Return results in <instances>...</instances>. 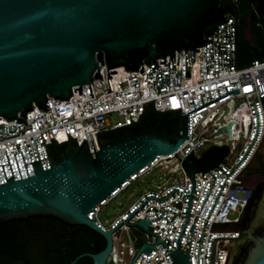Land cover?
<instances>
[{
    "label": "water",
    "instance_id": "water-1",
    "mask_svg": "<svg viewBox=\"0 0 264 264\" xmlns=\"http://www.w3.org/2000/svg\"><path fill=\"white\" fill-rule=\"evenodd\" d=\"M246 1L256 2L253 18L264 16V0ZM233 10L230 0H0V119L3 117L12 123L17 118L21 122L23 119L18 115L24 116L34 102L41 108L45 104L46 110L50 108L48 97L66 99L73 88L75 92L79 89V94H82V85L90 84L93 76L102 78L103 66L107 67L108 80L111 74L117 72L109 71L118 67L137 70L143 63L148 65L158 58H165L159 60V64L166 65V57L175 60V53L182 49L186 58L187 50H194L195 55L198 47L208 43L207 36L216 30L220 22L223 19L222 23L227 21L225 13ZM189 74L186 71V76ZM90 91L93 97L91 86ZM108 91H111L110 85ZM231 92L239 90L227 91L181 118L177 112L172 117H155L146 132L130 133L120 140L101 138L99 150L95 149L91 136L94 152L88 150L86 140L81 146L66 143L69 145L59 158L53 156L50 147L47 154L51 168L44 170L42 164L33 166L35 175L28 174L27 178L18 180L12 175L6 178L7 183L0 184V223L33 216H52L72 226H87L105 239L106 246L98 253L79 254L71 264H77L84 257H90L93 264H107L113 247V232L123 221L113 230H105L90 220L87 214L158 155L171 154L183 144L189 137V113ZM254 107L256 110L255 103ZM232 124L231 121L224 127L229 134ZM258 125L257 114V129ZM228 152V145L212 146L200 157L192 151L181 161L192 180L191 194L184 195L176 189L166 198L148 199L162 201L174 192L188 196V218L192 195L196 190L195 174L219 167ZM256 164V167L250 168L259 169L258 159ZM148 199L127 217L126 222ZM150 221L143 218L127 224L158 236L151 232ZM182 232L175 252L158 236L157 243H164L171 253L169 259L173 264H191L189 248L188 253L179 249ZM225 238L231 240L227 264H264V191L254 217L238 237L213 239L210 264H214L216 241ZM156 244L144 243L133 264L141 252L149 253Z\"/></svg>",
    "mask_w": 264,
    "mask_h": 264
},
{
    "label": "built area",
    "instance_id": "built-area-1",
    "mask_svg": "<svg viewBox=\"0 0 264 264\" xmlns=\"http://www.w3.org/2000/svg\"><path fill=\"white\" fill-rule=\"evenodd\" d=\"M230 2L232 5H238V0ZM224 18L227 21L222 23L223 19L220 22L216 30L207 36L208 43L198 47L199 51H195V55L194 50H187L186 58V52L182 49L175 53V60L167 56L166 65L159 64V60L165 58H158L148 65L143 63L137 70L118 67L109 71L117 72L111 74L108 80L107 67L103 66L102 78L93 76L90 84L82 85V94H79V89L75 92L73 88L66 99L48 97L50 108L46 110L45 104L41 108L34 102L24 116L18 115L23 119L21 122L16 118L9 123L2 117L0 184L7 183L6 178L12 175L15 180L27 178L28 174L35 175L33 166L42 164L44 170L51 168L47 154L50 147L53 149V146L57 145L67 146L68 142L81 146L86 140L85 144L90 152H94L93 143L95 149L99 150L103 134L120 132L140 123L148 107L162 114L177 112L181 118L183 114L211 99L238 88L239 92H231L189 113V137L183 144L171 154L158 155L87 214L90 220L105 230H113L123 221L113 232V247L107 264H133L140 247L144 243L155 245L158 236L175 252L190 203V197L184 195L191 194L193 186L182 162L192 151L196 157H200L212 146L228 145L229 152L219 167L205 173L198 172L194 176L196 190L192 195L188 221L179 244V249L188 253L194 226L188 253L191 264L198 263L201 236L199 264H210L213 239L238 237L243 229L241 224L244 209L251 200V191L246 187L245 175L264 147V60H255L246 67L238 66V20L229 11L225 13ZM186 71L190 73L188 76ZM109 85L111 91H108ZM90 86L93 97L90 96ZM254 103L259 117L258 129ZM231 121L233 124L229 134L224 127ZM179 134H182L181 128ZM39 158L41 162L38 161ZM234 167L236 168L233 170ZM154 169H158L159 173L156 174L161 178L167 173L171 175L157 183V189L143 192L125 211L114 215L113 207L108 212L111 214L108 215L112 218L111 221L104 224L100 219V212L133 182ZM225 172L231 173L227 177ZM176 176H180L181 180L177 181ZM176 189L184 195L174 192L162 201L148 199L166 198ZM145 199L148 200L127 222L135 223L143 218L151 220L149 228L158 236L146 233L139 227H132L126 222L127 217ZM161 216L163 218H159ZM134 230L142 235L131 233ZM125 233L128 234L126 238ZM230 249L229 238L217 240L214 264H227ZM169 258V250L164 243L158 242L149 253L141 252L135 259V264H156L158 261L159 264H173Z\"/></svg>",
    "mask_w": 264,
    "mask_h": 264
},
{
    "label": "flooded vegetation",
    "instance_id": "flooded-vegetation-1",
    "mask_svg": "<svg viewBox=\"0 0 264 264\" xmlns=\"http://www.w3.org/2000/svg\"><path fill=\"white\" fill-rule=\"evenodd\" d=\"M252 3L256 5V2ZM172 115L166 117H172ZM155 117L157 116L147 113L142 119L141 126L149 128ZM123 132L134 134L135 130L126 129L119 133ZM142 132L144 131L137 133ZM52 154L58 158L59 148H53ZM257 159L260 168L250 169L245 175V184L251 191V200L244 209L241 225L247 222L249 224L254 217L258 201L264 191V147L259 151L252 166H257ZM66 224L64 221L52 216H33L1 222L0 264H71L74 258L65 257L67 251L65 234L70 231ZM79 261L77 264H90L88 262L80 263Z\"/></svg>",
    "mask_w": 264,
    "mask_h": 264
},
{
    "label": "trees",
    "instance_id": "trees-1",
    "mask_svg": "<svg viewBox=\"0 0 264 264\" xmlns=\"http://www.w3.org/2000/svg\"><path fill=\"white\" fill-rule=\"evenodd\" d=\"M240 3H241V0H238V5H233L234 10L240 5ZM254 8H255V5L253 8H251V11L249 12L248 16L244 20H241L239 17H237L234 10L232 11V14L238 20V27H239V32H238V66L239 67H246L255 60H264V51L263 50L261 51V49H259L260 53L258 52L256 54H254L252 59H250L249 61H246L245 57L242 54V51L240 50V47H239V36L244 35V29H245L247 21H249L251 23V32H252V36H253V40H254L253 43H255V44L257 43V38H256L257 29L261 28L264 25L261 22V20L259 19V15H257L255 18H253ZM147 113H150L153 116H157L158 118L166 117L170 114H173V113L162 114L160 112L154 111L151 107L147 108V111L144 114V116ZM144 116H143V118H144ZM141 122H142V120H141ZM141 122L136 124V125L131 126L128 129L129 130L134 129L135 130L134 135L138 134L137 132H139V131L140 132L141 131L146 132L148 130V127L143 128L141 126ZM128 134H129L128 132H123V133L110 132V133L103 134L102 137L103 138H111L114 140H120ZM55 147L59 148L60 154L66 148L65 145L53 146V148H55ZM60 154H59V156H60ZM59 156H58V158H59ZM66 225L68 226L70 231H67L65 234L66 235L65 247H67L65 257L75 258L79 254H82V253H98L105 248V246H106L105 239L100 234L93 231L89 227H87V226H69V224H66ZM242 227H243V229L247 228L248 222L246 224L242 225ZM79 262L80 263L88 262L90 264H93V261L90 257H84Z\"/></svg>",
    "mask_w": 264,
    "mask_h": 264
},
{
    "label": "rangeland",
    "instance_id": "rangeland-1",
    "mask_svg": "<svg viewBox=\"0 0 264 264\" xmlns=\"http://www.w3.org/2000/svg\"><path fill=\"white\" fill-rule=\"evenodd\" d=\"M253 7L254 5L252 4V2L241 0L240 5L234 11L237 17H239L241 20H244ZM259 19L264 24V16H259ZM256 34L257 43L255 44L253 43L254 40L251 32V23L247 21L244 29V35L239 36V47L246 61L252 59L254 54L258 52L260 53L259 49H261V51H264V25L261 28L257 29ZM172 166L173 165H170V167ZM157 171L158 169H154L149 173L143 175L139 180L133 182V184L127 190L121 193L100 212L101 221L104 224H108V222L112 219L108 216V212L113 207L115 208L114 215H117L121 211H125V209L143 192L157 189L156 184L162 182L164 179L171 175V173H167L165 177L161 178L156 174ZM166 172H168V170H166ZM176 179L177 181L181 180L180 176H176ZM131 233L142 235L137 230H134ZM124 237H128V234L125 233Z\"/></svg>",
    "mask_w": 264,
    "mask_h": 264
}]
</instances>
